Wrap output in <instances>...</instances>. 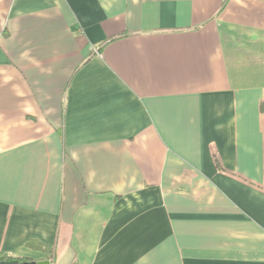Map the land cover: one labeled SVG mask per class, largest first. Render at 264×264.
Returning a JSON list of instances; mask_svg holds the SVG:
<instances>
[{
    "label": "crops",
    "instance_id": "crops-1",
    "mask_svg": "<svg viewBox=\"0 0 264 264\" xmlns=\"http://www.w3.org/2000/svg\"><path fill=\"white\" fill-rule=\"evenodd\" d=\"M0 256L264 264V0H0Z\"/></svg>",
    "mask_w": 264,
    "mask_h": 264
},
{
    "label": "water",
    "instance_id": "water-1",
    "mask_svg": "<svg viewBox=\"0 0 264 264\" xmlns=\"http://www.w3.org/2000/svg\"><path fill=\"white\" fill-rule=\"evenodd\" d=\"M0 264H52L50 259H40V260H32V261H20L19 259L14 260H3L0 261Z\"/></svg>",
    "mask_w": 264,
    "mask_h": 264
},
{
    "label": "trees",
    "instance_id": "trees-1",
    "mask_svg": "<svg viewBox=\"0 0 264 264\" xmlns=\"http://www.w3.org/2000/svg\"><path fill=\"white\" fill-rule=\"evenodd\" d=\"M3 258H8V256H5V257H4V256H3V257H2V256H0V259H3Z\"/></svg>",
    "mask_w": 264,
    "mask_h": 264
}]
</instances>
